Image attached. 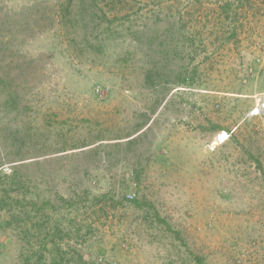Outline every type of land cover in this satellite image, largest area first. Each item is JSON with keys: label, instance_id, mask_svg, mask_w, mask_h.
Here are the masks:
<instances>
[{"label": "rangeland", "instance_id": "obj_1", "mask_svg": "<svg viewBox=\"0 0 264 264\" xmlns=\"http://www.w3.org/2000/svg\"><path fill=\"white\" fill-rule=\"evenodd\" d=\"M262 95L264 0H0V264H264Z\"/></svg>", "mask_w": 264, "mask_h": 264}, {"label": "built area", "instance_id": "obj_2", "mask_svg": "<svg viewBox=\"0 0 264 264\" xmlns=\"http://www.w3.org/2000/svg\"><path fill=\"white\" fill-rule=\"evenodd\" d=\"M249 115L252 117L260 118L264 121V95L257 97L256 101L254 102L253 106L249 110ZM230 132L227 130H220L216 136L214 143L216 144H223L226 140L230 138ZM214 147L215 145L212 144Z\"/></svg>", "mask_w": 264, "mask_h": 264}, {"label": "trees", "instance_id": "obj_3", "mask_svg": "<svg viewBox=\"0 0 264 264\" xmlns=\"http://www.w3.org/2000/svg\"><path fill=\"white\" fill-rule=\"evenodd\" d=\"M16 169L14 170V174H15ZM4 204H6V200L3 198H0V206H4ZM79 256V258L82 260L83 256L82 254L79 252L77 254ZM63 260H65L63 257H58V256H53L52 257V263L51 264H61L63 262ZM65 262H68L67 260Z\"/></svg>", "mask_w": 264, "mask_h": 264}]
</instances>
